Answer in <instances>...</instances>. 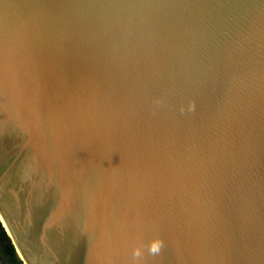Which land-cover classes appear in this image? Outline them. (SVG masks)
I'll use <instances>...</instances> for the list:
<instances>
[{
	"label": "water",
	"instance_id": "95a60500",
	"mask_svg": "<svg viewBox=\"0 0 264 264\" xmlns=\"http://www.w3.org/2000/svg\"><path fill=\"white\" fill-rule=\"evenodd\" d=\"M0 215L22 264H264V0H0Z\"/></svg>",
	"mask_w": 264,
	"mask_h": 264
},
{
	"label": "trees",
	"instance_id": "16d2710c",
	"mask_svg": "<svg viewBox=\"0 0 264 264\" xmlns=\"http://www.w3.org/2000/svg\"><path fill=\"white\" fill-rule=\"evenodd\" d=\"M0 261L4 264H22L16 258L15 249L8 237L4 227L0 222Z\"/></svg>",
	"mask_w": 264,
	"mask_h": 264
},
{
	"label": "clouds",
	"instance_id": "9594fccd",
	"mask_svg": "<svg viewBox=\"0 0 264 264\" xmlns=\"http://www.w3.org/2000/svg\"><path fill=\"white\" fill-rule=\"evenodd\" d=\"M163 246V241L160 240L158 237L155 238L149 245V250L155 254L160 252L161 248ZM142 254V250L141 249H134L133 251V255L136 257H139Z\"/></svg>",
	"mask_w": 264,
	"mask_h": 264
},
{
	"label": "bare ground",
	"instance_id": "6f19581e",
	"mask_svg": "<svg viewBox=\"0 0 264 264\" xmlns=\"http://www.w3.org/2000/svg\"><path fill=\"white\" fill-rule=\"evenodd\" d=\"M0 218H1L2 222H3V224H4V221H3L2 217H1V215H0ZM4 226H5V224H4ZM5 228H6V226H5ZM6 229H7V228H6Z\"/></svg>",
	"mask_w": 264,
	"mask_h": 264
},
{
	"label": "flooded vegetation",
	"instance_id": "af4514ba",
	"mask_svg": "<svg viewBox=\"0 0 264 264\" xmlns=\"http://www.w3.org/2000/svg\"><path fill=\"white\" fill-rule=\"evenodd\" d=\"M0 264H4L2 261H0Z\"/></svg>",
	"mask_w": 264,
	"mask_h": 264
}]
</instances>
